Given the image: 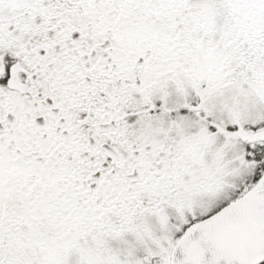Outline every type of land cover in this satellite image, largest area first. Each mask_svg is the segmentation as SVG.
Listing matches in <instances>:
<instances>
[{
    "label": "snow or ice",
    "instance_id": "obj_1",
    "mask_svg": "<svg viewBox=\"0 0 264 264\" xmlns=\"http://www.w3.org/2000/svg\"><path fill=\"white\" fill-rule=\"evenodd\" d=\"M0 264H264V0H0Z\"/></svg>",
    "mask_w": 264,
    "mask_h": 264
}]
</instances>
